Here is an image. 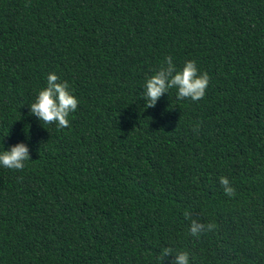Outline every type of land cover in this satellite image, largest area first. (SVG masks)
Here are the masks:
<instances>
[{"label": "trees", "instance_id": "1", "mask_svg": "<svg viewBox=\"0 0 264 264\" xmlns=\"http://www.w3.org/2000/svg\"><path fill=\"white\" fill-rule=\"evenodd\" d=\"M166 57L208 73L202 99L146 108ZM51 73L67 128L31 114ZM20 143L0 264H264V0H0V153Z\"/></svg>", "mask_w": 264, "mask_h": 264}, {"label": "clouds", "instance_id": "2", "mask_svg": "<svg viewBox=\"0 0 264 264\" xmlns=\"http://www.w3.org/2000/svg\"><path fill=\"white\" fill-rule=\"evenodd\" d=\"M165 60L168 62V67L158 71L146 82L144 93L147 98L146 108L153 107L156 101L172 88L178 89L177 98L190 97L193 101H198L205 96L210 77L207 72L199 73L195 60L186 61L182 70L177 71L175 75H172L175 71V66L171 63L172 58L166 57ZM57 80L56 74L48 75L47 87L39 91L35 101L30 105L31 114L39 117L45 124L57 122L58 127L67 128L69 112H74L77 109L79 101L69 91L67 81L57 83ZM27 160H29L28 149L23 143L12 147L10 151L0 153V166L8 169L22 170ZM220 183L224 186L226 195H235V189L229 187L230 181L227 177L221 176ZM207 227L211 230L214 225L209 224ZM203 228V225L193 222L192 235H199ZM176 264H188V254L181 252L177 257Z\"/></svg>", "mask_w": 264, "mask_h": 264}]
</instances>
